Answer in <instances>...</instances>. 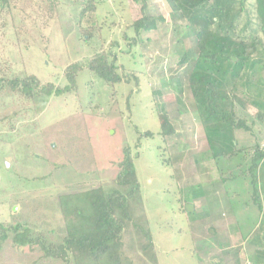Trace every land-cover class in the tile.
I'll return each instance as SVG.
<instances>
[{
	"label": "rangeland",
	"instance_id": "374dc122",
	"mask_svg": "<svg viewBox=\"0 0 264 264\" xmlns=\"http://www.w3.org/2000/svg\"><path fill=\"white\" fill-rule=\"evenodd\" d=\"M141 17L154 25L136 31ZM234 28L246 44L262 41L253 54L260 61L250 78L227 86L245 102L233 113L248 129L234 130L237 151L215 159L188 87L198 49L181 11L166 0H0V223L55 244L67 232L64 196L119 189L130 192L121 231L129 264H264V212L249 171L254 147L264 151L255 0ZM100 55L115 56L119 82L88 68ZM70 66L79 69L74 82ZM116 147L131 154L132 191L116 182ZM255 173L264 204V159ZM41 253L9 240L0 264H61Z\"/></svg>",
	"mask_w": 264,
	"mask_h": 264
},
{
	"label": "trees",
	"instance_id": "16d2710c",
	"mask_svg": "<svg viewBox=\"0 0 264 264\" xmlns=\"http://www.w3.org/2000/svg\"><path fill=\"white\" fill-rule=\"evenodd\" d=\"M166 1L173 11L179 10L184 14L189 30L196 37L198 55L188 72L187 82L205 128L210 153L215 159L229 158L239 149L234 130L248 127L240 120L234 121L235 103L244 106L245 102L233 92L234 87L227 90V86L235 85L240 78H250L254 74L260 60L253 54L259 52L262 44L259 38L246 44L243 39L236 37L234 26L247 0ZM255 4L260 30L264 33V0H255ZM143 25H154V20L141 17L133 23L136 31ZM185 59L184 56L182 60ZM115 62V56L107 59L100 55L88 68H93L95 74L105 81L119 82L121 76ZM78 71L70 66L66 73L67 79L74 82V74ZM20 82L22 89L28 93V79ZM64 89L56 88L55 92L60 93ZM172 131L171 127L166 132ZM143 135L152 136V133L145 131ZM115 151L121 153L116 165V182L119 186H129L132 191L138 187V179L131 154L126 148L121 151L116 147ZM262 159L264 151L256 145L250 158L249 171L255 188V200L264 212V204L256 192L258 175L255 173ZM127 193L125 195L119 189L106 192L95 188L75 196H64L61 207L67 232L55 244H45L28 227L0 223V250L10 240L15 247L32 248L38 244L42 252L40 260L59 261L61 264H129L121 248V231L129 219L126 199L130 192ZM147 247L142 246L143 249Z\"/></svg>",
	"mask_w": 264,
	"mask_h": 264
},
{
	"label": "water",
	"instance_id": "95a60500",
	"mask_svg": "<svg viewBox=\"0 0 264 264\" xmlns=\"http://www.w3.org/2000/svg\"><path fill=\"white\" fill-rule=\"evenodd\" d=\"M186 209H187V210H191V204H187V205H186Z\"/></svg>",
	"mask_w": 264,
	"mask_h": 264
}]
</instances>
